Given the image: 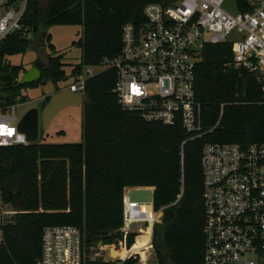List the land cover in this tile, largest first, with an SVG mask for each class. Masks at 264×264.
I'll list each match as a JSON object with an SVG mask.
<instances>
[{"label":"trees","instance_id":"obj_1","mask_svg":"<svg viewBox=\"0 0 264 264\" xmlns=\"http://www.w3.org/2000/svg\"><path fill=\"white\" fill-rule=\"evenodd\" d=\"M172 1L25 0L22 28L0 43L4 102L21 100L17 90L26 85L18 82L19 68L5 57L24 52L33 42L48 49V66L39 59L34 64L41 76L65 79L52 55L55 48L46 32L50 24L81 26L73 41L81 48V61L70 71L74 75L117 55L121 25L142 21L146 3ZM232 1L237 11L251 9V0ZM231 57L230 43L205 44L196 65L195 92L202 106V128L208 130L200 137L123 109L113 91L115 69L108 67L85 79L79 142L0 146V195L15 210L0 223V264H35L42 229L52 224L77 226L86 247L120 239L130 246L135 234L124 239L115 231L122 224L124 189L137 186H152V209L162 211L153 233L155 264H202V146L207 141L247 145L264 140L259 83L245 68L229 65ZM44 99L43 105L49 97ZM152 209L150 204L138 205L130 214L152 220Z\"/></svg>","mask_w":264,"mask_h":264},{"label":"built area","instance_id":"obj_2","mask_svg":"<svg viewBox=\"0 0 264 264\" xmlns=\"http://www.w3.org/2000/svg\"><path fill=\"white\" fill-rule=\"evenodd\" d=\"M225 1L149 2L143 7L142 21L121 25L120 51L112 58L104 57L98 65L115 69L113 91L123 109L148 122L179 126L192 138L208 132L202 128L195 68L205 44L221 42L231 44L229 65L255 76L264 102V0H251L250 10L233 13L225 9ZM24 7L8 8L0 15V43L22 28L19 19ZM231 32L238 34L237 40L226 38ZM25 35L31 37L28 32ZM91 67L74 74V80L63 88L83 92ZM16 105L4 102L0 95V146L30 143L17 129ZM219 119L220 115L216 124ZM200 162L202 264H264V140L247 145L207 141ZM138 204L124 195V225L120 227L124 236L135 231L129 229L130 222H154V218L131 217V208ZM151 243L149 238L147 245ZM137 250L116 251L122 256L106 259L95 246H85L77 226L52 224L42 229L35 264H141Z\"/></svg>","mask_w":264,"mask_h":264},{"label":"rangeland","instance_id":"obj_3","mask_svg":"<svg viewBox=\"0 0 264 264\" xmlns=\"http://www.w3.org/2000/svg\"><path fill=\"white\" fill-rule=\"evenodd\" d=\"M9 3V4H8ZM8 4V6H6ZM25 4V0H0V15L4 12V9L18 10L22 9ZM224 7L229 12H235L236 8L232 0H226ZM46 32L50 35L51 43L54 45L55 56L58 60V68L64 70L65 79L56 81L54 79L55 74H50V79L47 74L41 76L40 81L34 84H26L17 90L18 95L22 97L21 100H16L17 105L15 108V114L17 118H20L31 107L42 108L45 102V97H49L50 94L57 90L63 89L71 81L74 80L73 75L70 74L73 66L81 61V48L73 45V41H76L81 34V26L69 25V24H50ZM33 34L30 33V36ZM229 40H237L238 34L231 32L226 37ZM37 43H32V46L27 48L24 52L6 56V61L12 65H16L19 68L18 78L31 66L35 64L38 59L36 55ZM47 53L48 49L46 48ZM105 69L104 65H94L90 68L91 75L101 72ZM70 74V75H69ZM1 92V91H0ZM84 95V92H80ZM83 112V103L75 106H68L60 110L50 121L48 127L45 130H40L38 139L43 142L52 143H75L81 140V120ZM1 113V111H0ZM136 189V191L134 190ZM132 200L141 203H150L152 198L151 190L144 188L132 187L131 189H124ZM124 194L122 196L123 203ZM15 213L14 207L9 202H4L0 195V223L3 220H7L11 215ZM154 222L146 221H133L130 222L129 229H134L131 234H135L133 243L130 246L125 245V241L122 239L121 245L118 241H114L110 244L103 245L98 242L95 246L96 250L108 259L111 250L114 249L117 252H126L128 250L139 249L138 261L141 264H155L157 258L153 246V233L158 224L162 220V211L158 210L154 212ZM124 225V214L122 211V224ZM120 227L115 232H120ZM121 234V233H120ZM124 238V235L121 234ZM149 238H151V246L147 245ZM125 239V238H124Z\"/></svg>","mask_w":264,"mask_h":264},{"label":"water","instance_id":"obj_4","mask_svg":"<svg viewBox=\"0 0 264 264\" xmlns=\"http://www.w3.org/2000/svg\"><path fill=\"white\" fill-rule=\"evenodd\" d=\"M45 34V30H42ZM41 40V38L39 39ZM37 58L48 66V57L46 46L41 45L36 48ZM41 76V71L35 65L28 68L20 77V84H29L37 81ZM85 95L72 92L68 88L57 90L49 95L48 101L41 109L31 107L20 118L17 123V129L25 134L26 140L35 142L38 139L39 131L45 130L51 119L62 109L68 106H75L85 103Z\"/></svg>","mask_w":264,"mask_h":264},{"label":"crops","instance_id":"obj_5","mask_svg":"<svg viewBox=\"0 0 264 264\" xmlns=\"http://www.w3.org/2000/svg\"><path fill=\"white\" fill-rule=\"evenodd\" d=\"M5 10V9H4ZM132 187H126L125 189H131ZM137 188H144V189H147V190H151V192L153 191V187L152 186H137ZM124 195H129L128 194V191L127 192H124ZM145 204H150V206H151V209H152V198H151V202L150 203H141L140 202V205H145ZM109 256V258L108 259H114V258H118V257H120V256H122L121 254H109L108 255Z\"/></svg>","mask_w":264,"mask_h":264},{"label":"bare ground","instance_id":"obj_6","mask_svg":"<svg viewBox=\"0 0 264 264\" xmlns=\"http://www.w3.org/2000/svg\"><path fill=\"white\" fill-rule=\"evenodd\" d=\"M138 205H140V204H138ZM138 205H137V206H138ZM135 207H136V206H135ZM131 209H132V208H131ZM130 212H131V210H130Z\"/></svg>","mask_w":264,"mask_h":264},{"label":"flooded vegetation","instance_id":"obj_7","mask_svg":"<svg viewBox=\"0 0 264 264\" xmlns=\"http://www.w3.org/2000/svg\"><path fill=\"white\" fill-rule=\"evenodd\" d=\"M42 45V44H41ZM45 46V45H44Z\"/></svg>","mask_w":264,"mask_h":264}]
</instances>
